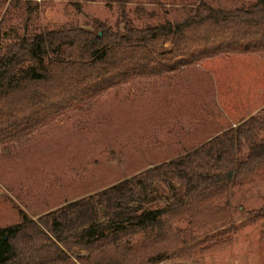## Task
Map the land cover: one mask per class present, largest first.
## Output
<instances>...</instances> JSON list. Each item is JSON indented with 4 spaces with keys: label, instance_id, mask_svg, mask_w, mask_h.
Returning a JSON list of instances; mask_svg holds the SVG:
<instances>
[{
    "label": "rangeland",
    "instance_id": "1",
    "mask_svg": "<svg viewBox=\"0 0 264 264\" xmlns=\"http://www.w3.org/2000/svg\"><path fill=\"white\" fill-rule=\"evenodd\" d=\"M206 1L234 8L253 0ZM124 5L141 27L208 14L196 9L199 0H127ZM120 11L117 3L105 0H0V31L14 36L70 22L91 26L96 20L117 27ZM194 25L187 29L189 36H207L213 29ZM155 45L152 49L162 54L173 50L171 41ZM180 94L184 102L176 109L165 103L177 102ZM248 100L252 110L243 113ZM263 107L264 50L225 52L136 76L22 140L0 146V228L20 223L22 212L37 218L182 155L233 126L232 120L238 124ZM196 135L199 141L190 138ZM263 207L264 166L229 190L177 213L182 219L174 228L182 230V239L186 234L192 239H165L177 246V255L148 264H264ZM158 242L135 238L133 256L149 253ZM86 254L68 255L77 260Z\"/></svg>",
    "mask_w": 264,
    "mask_h": 264
},
{
    "label": "trees",
    "instance_id": "2",
    "mask_svg": "<svg viewBox=\"0 0 264 264\" xmlns=\"http://www.w3.org/2000/svg\"><path fill=\"white\" fill-rule=\"evenodd\" d=\"M105 1L121 7L117 27L96 20L14 36L0 31V146L136 76L225 52L264 50V0L234 8L199 0L196 9L208 14L143 27L133 23L127 0ZM194 24L212 26L211 35L189 36ZM166 41L173 44L170 53L152 49ZM262 166L264 107L198 147L104 189L37 218L22 212L20 223L0 228V264H148L174 257L177 246L168 240L192 239V234L182 239V230L174 228L179 212L229 190ZM139 236L159 242L133 256ZM81 250L87 254L70 259L69 253Z\"/></svg>",
    "mask_w": 264,
    "mask_h": 264
},
{
    "label": "crops",
    "instance_id": "3",
    "mask_svg": "<svg viewBox=\"0 0 264 264\" xmlns=\"http://www.w3.org/2000/svg\"><path fill=\"white\" fill-rule=\"evenodd\" d=\"M208 95V94H207ZM172 96L174 97V94H172ZM262 96H263V94H262ZM184 97H185V95L184 94H180V98H179V100L181 99V98H183L182 100H178L177 102H171V101H169V102H165L166 104H168L169 106H172L173 107V109H176L177 108V103L178 102H184ZM190 97V96H189ZM191 98V97H190ZM171 99H173V98H171ZM252 102H250L249 100L248 101H246V103H245V109L243 108V113H248V112H250L251 110H252ZM248 107V108H247ZM240 113V112H239ZM249 116H251V115H249ZM248 116V117H249ZM227 118H233L234 119V116L232 115L231 117L230 116H226ZM248 117H246V118H248ZM246 118H243V119H246ZM242 119V120H243ZM230 123H232V125L233 126H235L236 125V123L234 122V120H232ZM232 127V126H231ZM230 128V127H229ZM226 129H228V128H226ZM225 128L223 129V131L224 130H226ZM223 131H221V132H223ZM198 135V134H197ZM197 135L195 136V137H190L191 139H193V138H195L196 139V137H197ZM200 139V138H199ZM199 139H196V141H199ZM202 144V143H201ZM201 144H199V145H201Z\"/></svg>",
    "mask_w": 264,
    "mask_h": 264
}]
</instances>
